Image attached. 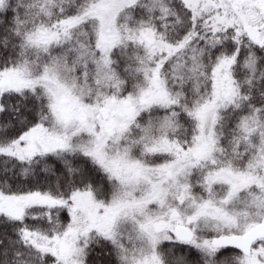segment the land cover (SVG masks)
Here are the masks:
<instances>
[{"label": "snow or ice", "instance_id": "6c2138e0", "mask_svg": "<svg viewBox=\"0 0 264 264\" xmlns=\"http://www.w3.org/2000/svg\"><path fill=\"white\" fill-rule=\"evenodd\" d=\"M0 264H264V0H0Z\"/></svg>", "mask_w": 264, "mask_h": 264}]
</instances>
